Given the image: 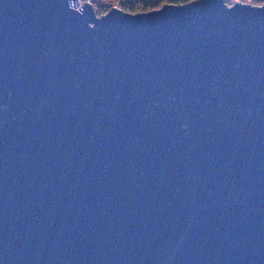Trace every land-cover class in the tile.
I'll use <instances>...</instances> for the list:
<instances>
[{"label":"water","instance_id":"95a60500","mask_svg":"<svg viewBox=\"0 0 264 264\" xmlns=\"http://www.w3.org/2000/svg\"><path fill=\"white\" fill-rule=\"evenodd\" d=\"M75 7L0 0V264H264V4Z\"/></svg>","mask_w":264,"mask_h":264},{"label":"trees","instance_id":"16d2710c","mask_svg":"<svg viewBox=\"0 0 264 264\" xmlns=\"http://www.w3.org/2000/svg\"><path fill=\"white\" fill-rule=\"evenodd\" d=\"M193 0H96L93 7H95L96 15H103L104 12L109 11L112 7L119 6L124 12L141 13L151 10H156L168 3L171 4H188ZM227 4L232 5L229 0H225ZM251 4H264V0H253Z\"/></svg>","mask_w":264,"mask_h":264},{"label":"built area","instance_id":"2783aa9c","mask_svg":"<svg viewBox=\"0 0 264 264\" xmlns=\"http://www.w3.org/2000/svg\"><path fill=\"white\" fill-rule=\"evenodd\" d=\"M95 1L96 0H75V4H76V7L75 8H77L78 10H80L84 6V2L93 4Z\"/></svg>","mask_w":264,"mask_h":264},{"label":"rangeland","instance_id":"374dc122","mask_svg":"<svg viewBox=\"0 0 264 264\" xmlns=\"http://www.w3.org/2000/svg\"><path fill=\"white\" fill-rule=\"evenodd\" d=\"M229 1H230L231 4H232V3H235V2H242V1H243V2H247V3H250V1H253V0H229ZM92 5H94V3H93ZM115 7L119 8V6H116V5H115L114 7H112V9L115 8ZM104 13H105V12H104ZM98 16H100V15H98Z\"/></svg>","mask_w":264,"mask_h":264}]
</instances>
